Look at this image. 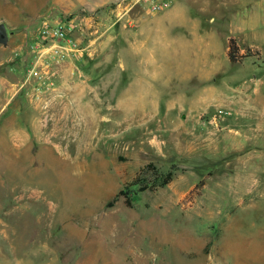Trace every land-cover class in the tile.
<instances>
[{"label": "rangeland", "instance_id": "374dc122", "mask_svg": "<svg viewBox=\"0 0 264 264\" xmlns=\"http://www.w3.org/2000/svg\"><path fill=\"white\" fill-rule=\"evenodd\" d=\"M115 1L98 0L97 33H77L82 39L68 33L82 51L64 57L58 51L59 60L40 59L36 70L49 76L43 84L37 75L28 77V69L36 60L31 45L42 40L44 18H34L28 30L22 29L20 20L36 10L34 0H0V23L8 36L22 34L0 44V264H222L218 235L221 242L241 244V256L248 255L247 247L264 244V197L243 195V166L227 146L244 130L237 123L238 108H225L229 122L217 135L216 156H180L162 141V124L133 126L125 113L130 108L162 113L166 105L189 102L205 93L206 78L193 79L195 86L178 71L174 76L158 70L154 59L148 75L133 77L115 70L113 61L81 58L88 52L111 60L123 54L135 70L131 55L146 52L137 23L152 25L153 53L162 55L161 41L167 37L218 38L216 28L224 37L226 18L213 12L207 0H198L191 3L203 9L197 28L180 32L178 16L150 14L139 6L115 22L110 13ZM76 9L54 18L77 15ZM260 9L264 0H248L245 6L247 24L256 30ZM23 41L27 43L15 47ZM186 47L187 55L194 54L196 46ZM240 67V85L245 79L264 88L263 57L252 53ZM72 84L79 85L75 99L65 92ZM214 111L198 113L206 130L219 125L222 116L211 121ZM168 170L174 172L170 186L138 189L152 186L157 174ZM121 189L131 204L125 195L114 199ZM226 259L234 261L232 255Z\"/></svg>", "mask_w": 264, "mask_h": 264}, {"label": "crops", "instance_id": "0c3cea01", "mask_svg": "<svg viewBox=\"0 0 264 264\" xmlns=\"http://www.w3.org/2000/svg\"><path fill=\"white\" fill-rule=\"evenodd\" d=\"M196 1L198 0L179 1L180 4L176 3L171 8L163 11L161 15L178 16L181 20L179 31L193 32L195 30L190 26L197 28L196 26L200 20L197 16L203 10L193 7ZM247 1L207 0L208 7L213 12L219 16L222 15V18H226L227 28L224 37L221 36L224 34L223 30L221 31L219 28H216L218 38L210 36H200V38L195 37L193 39L167 37L162 41L160 40L165 47L162 55L160 52L157 53L158 55L153 53L155 44L151 35L152 25L146 23L141 24V27H139V23H137L135 30L138 33H144V36H140V39H142L141 45L146 48V52L131 55L136 66L135 70L132 69L133 67H129L127 58L123 54H117L111 60L112 57L108 58L106 54L95 57L88 52L81 58L86 61L95 60L101 63L113 61L115 70L133 77L139 76L141 72L148 75L151 72L148 65L154 59L157 62L158 70L163 68L169 74L172 73L171 75L176 76L177 74L174 71H178L179 77L190 78L191 81L199 77L206 78L208 85L203 90L205 93L194 95L189 102H181L177 107L173 104L166 105L162 113L157 108L147 111L130 108L131 110L125 113V120H129L133 126L149 125L153 124L154 121L162 124L164 127L162 141H167L169 148L172 144L180 156L194 158L210 155L213 157L216 156L217 152V135L220 131L226 130L225 127L228 125L229 120L223 115L218 126H212L210 130H206L197 117L198 113L201 110L213 112L219 107L223 109L237 107L241 116L240 120L237 119V123L242 124L244 130L241 136L233 139L230 143L228 142L227 146L230 147V152L233 153L236 161L243 166V195L252 198L254 195L264 197V88L256 89L255 86L249 85L245 79L242 82L244 85H240L236 78L238 72L243 69L240 66L243 65L246 56L255 53L258 57L264 58V9H260L259 12L260 29L251 28L247 24L248 18L245 10ZM193 2L194 4H191ZM98 3V0H34L36 10L28 13L32 15L23 18L19 23L22 24V29L25 30L32 26L34 18L37 17L44 18L43 24L48 22L57 23L59 20L57 21L54 17L59 13H67L77 7L75 11L80 17L83 14L95 13L94 8ZM105 11L109 14L108 9H105ZM85 19L87 23L85 33L90 34L91 23L89 18ZM209 19L212 20V17ZM77 33L82 34L75 30L74 34L78 36ZM21 36L20 33H14L13 37L8 36V40L12 41ZM82 36L84 37V34ZM77 38L82 39L80 36ZM230 39H233L238 47L240 57L245 56L243 60L231 61L229 59L228 42ZM85 42H87L88 47L92 44L89 39ZM26 43L27 41H23L15 47L21 48ZM188 45L196 46L194 47V54L187 55L185 53ZM246 48L252 50V53H243ZM87 50L89 49L87 48ZM176 58H179V60L172 64ZM239 68L240 70H238ZM197 82L194 80L189 83L197 86ZM78 86L72 84L65 92L75 99V93L80 92ZM120 106L123 107L122 104H118V107ZM129 115H132V117H129ZM167 186H170V184L168 183ZM241 246V244L236 241L232 242L230 239L221 242L220 235H218L217 250L222 264H264L263 243H260L256 248L252 247L254 249H250L251 246L247 247L249 253L245 256H241L243 250ZM231 255L234 261L228 262L226 257Z\"/></svg>", "mask_w": 264, "mask_h": 264}, {"label": "built area", "instance_id": "2783aa9c", "mask_svg": "<svg viewBox=\"0 0 264 264\" xmlns=\"http://www.w3.org/2000/svg\"><path fill=\"white\" fill-rule=\"evenodd\" d=\"M175 1L176 0H116L114 6L110 9V13L111 17L114 18V21L116 22L129 14V12L137 6L144 9L147 13L155 14L171 8ZM94 14L95 13H87L80 17L74 15L53 25H48L46 23L39 32L42 39L41 42L35 41V44L31 45L32 49L34 52H37V54L35 62L28 69V77L31 75H37L41 83L46 84L44 78L48 79L49 76H45L36 70L37 67L40 66L39 61L42 57L47 56L50 59L57 58V60H59L62 59V57L58 56V51L64 53L62 56L82 51L83 48L78 47L76 41L72 39L68 33L75 30L84 33L87 25L85 18H89L91 23L90 34L97 33L99 31V25L94 21L96 18ZM96 25L97 27H95ZM43 40H48L49 44L43 43ZM49 84L52 85V82L50 81ZM228 112L229 110L227 109H215L211 121L216 122L218 117L228 114Z\"/></svg>", "mask_w": 264, "mask_h": 264}, {"label": "trees", "instance_id": "16d2710c", "mask_svg": "<svg viewBox=\"0 0 264 264\" xmlns=\"http://www.w3.org/2000/svg\"><path fill=\"white\" fill-rule=\"evenodd\" d=\"M238 53V49L233 41V39H230L229 41V49H228V56L229 59L232 61L238 60L240 57L237 55ZM146 167L148 168H154L152 163H148L146 165ZM174 176V172L172 170H168L165 173H161V174H157L156 176V180H154V183L152 186L150 185H141L138 189L139 190H143L144 188H154V187H163L165 185H167L169 182H171V180L173 179ZM199 184H203V180L199 181ZM119 195H125V202L127 204H131L129 195H127V193L125 192V190L121 189L118 191V193L114 196V199L116 197H118ZM111 202H108V205H110Z\"/></svg>", "mask_w": 264, "mask_h": 264}, {"label": "water", "instance_id": "95a60500", "mask_svg": "<svg viewBox=\"0 0 264 264\" xmlns=\"http://www.w3.org/2000/svg\"><path fill=\"white\" fill-rule=\"evenodd\" d=\"M8 42V33L4 23H0V44L6 45Z\"/></svg>", "mask_w": 264, "mask_h": 264}]
</instances>
